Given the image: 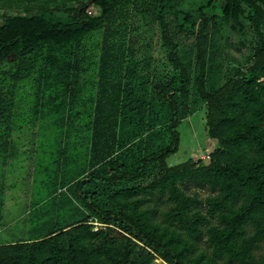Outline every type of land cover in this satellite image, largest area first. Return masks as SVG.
Instances as JSON below:
<instances>
[{"label": "trees", "instance_id": "1", "mask_svg": "<svg viewBox=\"0 0 264 264\" xmlns=\"http://www.w3.org/2000/svg\"><path fill=\"white\" fill-rule=\"evenodd\" d=\"M0 1L28 12L0 13V230L18 228L0 238V264H264L254 252L264 242V0H221L219 9L207 0L193 10L177 8L186 0H149L177 72L155 81L152 61L130 57L112 26L137 0H93V14L77 0L66 15L51 0ZM167 16L194 46L192 69ZM96 30L97 97L78 100L72 50ZM216 40L226 63L214 87L207 45L217 51ZM249 44L245 63L228 67L230 50ZM30 77L41 99L24 112L19 84ZM195 103L218 146L207 164L169 166L178 123ZM133 121L137 134L126 130ZM166 126L172 142L154 150L147 139ZM157 161L160 178L136 184ZM188 182L212 193L188 192ZM205 236L212 255L200 249Z\"/></svg>", "mask_w": 264, "mask_h": 264}, {"label": "rangeland", "instance_id": "2", "mask_svg": "<svg viewBox=\"0 0 264 264\" xmlns=\"http://www.w3.org/2000/svg\"><path fill=\"white\" fill-rule=\"evenodd\" d=\"M206 1L207 0H186L181 3V5L177 6V8L193 10L200 3ZM75 3V0H51L49 6L54 13H57L59 15H66L67 9L73 7ZM152 3L153 1L149 0H137L135 4L136 7L131 8V6L129 7L126 5H122L118 9L119 13L116 15V18L112 20H115L112 26L114 27L113 29L118 30V36L116 40H119V43L126 42L125 49H130V51H132L130 57H133L135 59L146 57L148 58V60H150V62L152 61L150 65V76L153 75V78H151L153 81H155L158 78L169 79L174 74H177V72L173 69V66H171V64L167 60V51L162 46L160 26L157 20L154 19V15H152L154 9V5ZM212 3L217 9L222 6L221 0H213ZM3 11H5L6 15L28 14V12L23 7L4 8L0 1V13H2ZM88 11L90 12V14H93L95 12V6L91 4L88 8ZM37 13V10H32L31 12H29V14ZM166 20L174 40H183V46L181 47L180 54L183 60L186 63L190 64L189 69H192L194 46L191 45V40L183 39V34L178 32V28L176 27V23L173 17L167 16ZM262 31L264 33V26ZM101 34V30L93 31L86 35L83 40L79 41L76 45V48H78V50L81 52V55L84 56L81 66H83L85 69L89 67L88 72H90L85 76L88 79H80L79 83H74L73 91L77 97H86L87 94L94 92L98 88V85L95 82V74L93 72H95L98 64ZM214 44H220L222 48L219 45L217 51H210V49H212V44L207 45L209 49V65L211 68H213V70L210 69L209 71L207 81L209 86L217 87L223 80L221 71L222 65H224L226 62L224 61V46L222 45V41L216 40ZM251 49L252 46L251 44H249L240 53L234 51L233 49L230 50L228 61L226 60L227 66L232 68L234 67V70V65L242 66L246 61V57L251 54ZM54 54L56 55V59L62 57L61 54L58 55L56 52ZM68 56L71 57V54H69ZM90 77L92 80H89ZM126 81L127 80H125L124 82ZM19 85L21 86L19 87L18 91V105L24 112H27V109H29V107L40 102V92H38L37 85H35V82L31 79V77L23 80ZM192 106L194 107V110L192 109V111H189V114L185 118L180 120L176 128V131L178 133L177 149L174 152L168 154L165 159L166 164L169 166L178 165L185 162H198L207 164L209 162V155L218 146V142L214 139H211L207 134L205 106L202 104L198 105L197 103ZM137 120L139 121V119ZM141 126L142 125H138L133 121L130 122V125L126 127V130L136 132L137 134L142 130ZM120 133L122 132L119 131V138ZM155 133L152 138L147 139V142L152 146V148L155 147L154 150L164 148L165 146L171 144L172 134L167 126L157 129ZM162 170L163 166L159 161L151 162L147 166L145 176L139 179L136 184L147 185L150 182L159 179ZM14 178L15 177L13 176V179ZM125 185L130 186L132 184L130 183ZM182 187L188 192H197L202 198L212 193L208 186L201 185L195 182L183 183ZM200 209L204 210L203 203L200 205ZM93 225L94 229H96L100 224L94 220ZM7 228L11 227L9 226L0 230V238L2 236H7V234H10V232H15L16 230H18V228H13L11 230ZM11 238L16 239L17 237L14 234ZM205 239L206 236L199 242L200 249H203L207 251L208 254L212 255L213 253L208 247ZM254 252L256 255H263L264 242H261L259 246L254 249ZM219 261L221 263L224 262L221 260ZM160 263V259H154V261L152 262V264Z\"/></svg>", "mask_w": 264, "mask_h": 264}, {"label": "crops", "instance_id": "3", "mask_svg": "<svg viewBox=\"0 0 264 264\" xmlns=\"http://www.w3.org/2000/svg\"><path fill=\"white\" fill-rule=\"evenodd\" d=\"M101 44H100V46H99V50H100V52H101ZM72 51H74V59H73V62L74 63H76V73H73V74H71V77H72V81H73V83H75V82H77V83H79V81H80V79H83V80H85V79H88V78H86L85 76H86V74H88V73H90V72H88V70H89V67L87 68V69H85L83 66H81V63H82V61H83V58H84V56L83 55H81V52L78 50V48H76V45H75V47H74V49L72 50ZM100 52H99V55H100ZM88 63V62H87ZM98 68H99V56H98V64H97V67H96V69H95V72H93L94 74H95V82L97 83V85L99 84V76H98ZM85 78V79H84ZM89 80H92L91 79V77H90V79ZM97 91H98V88L94 91V92H92V93H90V94H87L86 96L88 97V96H94V97H97ZM73 93H74V91H73ZM75 95V94H74ZM76 96V95H75ZM83 98H85V96H83V97H78V100H81V99H83Z\"/></svg>", "mask_w": 264, "mask_h": 264}, {"label": "flooded vegetation", "instance_id": "4", "mask_svg": "<svg viewBox=\"0 0 264 264\" xmlns=\"http://www.w3.org/2000/svg\"><path fill=\"white\" fill-rule=\"evenodd\" d=\"M75 1H77V0H75ZM79 2H87V3H89L91 0H78Z\"/></svg>", "mask_w": 264, "mask_h": 264}, {"label": "water", "instance_id": "5", "mask_svg": "<svg viewBox=\"0 0 264 264\" xmlns=\"http://www.w3.org/2000/svg\"><path fill=\"white\" fill-rule=\"evenodd\" d=\"M91 4H93V0H91V1L88 3L89 6H90Z\"/></svg>", "mask_w": 264, "mask_h": 264}, {"label": "built area", "instance_id": "6", "mask_svg": "<svg viewBox=\"0 0 264 264\" xmlns=\"http://www.w3.org/2000/svg\"><path fill=\"white\" fill-rule=\"evenodd\" d=\"M97 229V228H96Z\"/></svg>", "mask_w": 264, "mask_h": 264}]
</instances>
